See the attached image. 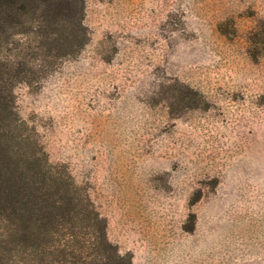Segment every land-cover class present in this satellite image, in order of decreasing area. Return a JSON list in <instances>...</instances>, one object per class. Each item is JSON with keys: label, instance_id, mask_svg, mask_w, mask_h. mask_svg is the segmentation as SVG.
I'll return each mask as SVG.
<instances>
[{"label": "rangeland", "instance_id": "obj_1", "mask_svg": "<svg viewBox=\"0 0 264 264\" xmlns=\"http://www.w3.org/2000/svg\"><path fill=\"white\" fill-rule=\"evenodd\" d=\"M80 21L0 25V264H264V0Z\"/></svg>", "mask_w": 264, "mask_h": 264}, {"label": "trees", "instance_id": "obj_2", "mask_svg": "<svg viewBox=\"0 0 264 264\" xmlns=\"http://www.w3.org/2000/svg\"><path fill=\"white\" fill-rule=\"evenodd\" d=\"M84 0H0V25L12 19L15 14H25L28 12H40L43 26L48 27L49 23H59L60 28H65L71 34L78 46L83 40L79 38L81 30V14ZM78 21V22H77ZM71 24H69V23ZM99 222V218L94 215ZM101 222V221H100Z\"/></svg>", "mask_w": 264, "mask_h": 264}]
</instances>
